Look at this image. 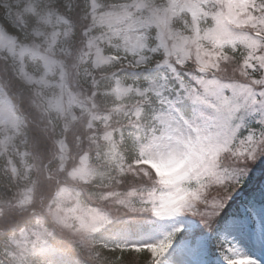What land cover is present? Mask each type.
Instances as JSON below:
<instances>
[{
  "label": "snow or ice",
  "instance_id": "obj_1",
  "mask_svg": "<svg viewBox=\"0 0 264 264\" xmlns=\"http://www.w3.org/2000/svg\"><path fill=\"white\" fill-rule=\"evenodd\" d=\"M98 19L130 53L125 71L142 103L125 127L105 131L102 140L90 136L94 150L80 153L66 172L63 141L49 156L44 145L22 136L18 98L22 90L40 98L57 65L47 53L73 24L91 37L82 59L93 49L99 54ZM142 169L151 170L159 188L148 187ZM136 183L142 187L127 199L103 186L128 190ZM37 191L54 193L44 204L48 221L34 211ZM97 199L148 212L168 230L156 241L109 239L103 230L112 218L95 206ZM65 201L73 206L53 208ZM54 228L73 236L84 264H132L120 255L125 250L142 254L135 264H160L178 235L187 254L207 251L197 264H212L217 249L225 264H257L233 248L244 239L264 246V0H0L6 264H27L37 245L55 255Z\"/></svg>",
  "mask_w": 264,
  "mask_h": 264
},
{
  "label": "clouds",
  "instance_id": "obj_2",
  "mask_svg": "<svg viewBox=\"0 0 264 264\" xmlns=\"http://www.w3.org/2000/svg\"><path fill=\"white\" fill-rule=\"evenodd\" d=\"M96 26L99 54L93 49L87 59H82V54L88 51V40L91 37L86 36L79 25L73 24L61 36L55 50L47 53L57 61V65L48 77V86L41 88L40 98L37 99L34 93L27 90H22L18 98L17 114L20 117L22 136L44 145L49 156L55 151L57 142L63 141L67 149L66 172L76 166L80 153L87 154L94 150L88 143L90 136L102 140L105 131H118L125 127L128 113L134 112L142 103L131 91L135 81L130 82L125 71L123 61L130 53L104 21L98 19ZM117 81L122 86L120 90L116 88ZM61 83L63 87L59 86ZM220 155L226 157L227 151ZM141 171L148 173L151 182L149 188H159L158 178L150 169ZM103 186L119 191L120 198L124 199L128 198L129 191H137L142 187L139 183L128 190L111 184ZM53 196L51 191L34 193V211L43 220H50L49 209L44 204L52 203ZM93 203L112 218L103 230L109 239L118 235L135 237L142 232L149 234L167 228V222L154 218L148 212L129 213L123 207H118L115 199H97ZM134 203L137 207L143 206L139 202ZM72 206V202L65 201L63 204H54L53 208L61 207L63 211ZM50 247L58 252L52 255L45 250V246L37 245L33 255L28 257L27 264H84L83 250L72 235L54 228ZM125 254L131 258L132 264L139 258V253L131 250H125L120 255ZM6 262L8 256L5 255L3 237H0V264ZM144 264L150 262L144 261Z\"/></svg>",
  "mask_w": 264,
  "mask_h": 264
},
{
  "label": "rangeland",
  "instance_id": "obj_3",
  "mask_svg": "<svg viewBox=\"0 0 264 264\" xmlns=\"http://www.w3.org/2000/svg\"><path fill=\"white\" fill-rule=\"evenodd\" d=\"M167 228L158 229L151 231L149 234H141L138 238H131L128 235L123 236H114V239H137V240H149L156 241L163 237L164 233L167 231ZM187 241L178 235L170 247L160 258V264H197V261L207 258L208 253H201L200 255H189L186 252ZM215 249V245H213ZM233 251L237 255H244L251 257L257 264H264V246H261L255 242H249L247 239H244L243 242L235 241ZM212 264H225L223 254L217 249L215 251V259L212 261Z\"/></svg>",
  "mask_w": 264,
  "mask_h": 264
}]
</instances>
